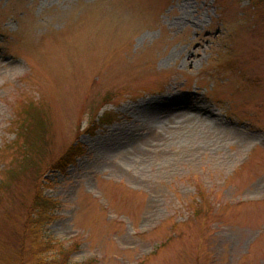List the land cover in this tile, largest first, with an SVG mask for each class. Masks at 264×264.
<instances>
[{"label":"rangeland","instance_id":"obj_1","mask_svg":"<svg viewBox=\"0 0 264 264\" xmlns=\"http://www.w3.org/2000/svg\"><path fill=\"white\" fill-rule=\"evenodd\" d=\"M36 185L71 263L264 264V0H0V264Z\"/></svg>","mask_w":264,"mask_h":264},{"label":"trees","instance_id":"obj_2","mask_svg":"<svg viewBox=\"0 0 264 264\" xmlns=\"http://www.w3.org/2000/svg\"><path fill=\"white\" fill-rule=\"evenodd\" d=\"M30 114L20 121L18 125V132L16 130L15 142L18 144V148L24 151V165L22 168L33 166V162L30 161V153H32L36 148L37 154L43 151L44 143L41 145V132H43L42 118H40V113L43 111L37 106L29 105L26 109V113ZM95 118V116H94ZM102 124L110 123L111 119L109 114L103 113L98 119ZM93 123V121L91 122ZM90 126L86 131H90ZM16 145V144H15ZM40 145V146H39ZM26 147V148H25ZM34 151V152H36ZM33 152V153H34ZM83 153V148L77 143L71 144L65 152L54 162L53 167L55 169L63 170L65 166L70 164L73 159L80 156ZM25 166V167H24ZM51 168V169H52ZM17 171L9 169L4 173L3 184L7 187V181L14 179ZM37 176L35 177V179ZM34 179V181H35ZM7 185V186H6ZM54 204L50 199L44 197L42 189L40 186H35V192L31 196L28 204L25 205V222H24V232L23 236L29 237V248L28 253L22 251L24 256H22V262L20 264H94V260H85L80 263H71L69 261V255L71 254V249H65L63 245L58 242H53L48 239L45 235V222L49 218V212L53 209ZM58 243V244H57ZM29 254V255H28Z\"/></svg>","mask_w":264,"mask_h":264}]
</instances>
